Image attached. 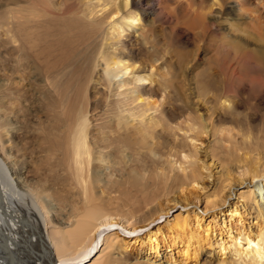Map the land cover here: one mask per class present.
I'll return each instance as SVG.
<instances>
[{"label":"bare ground","instance_id":"6f19581e","mask_svg":"<svg viewBox=\"0 0 264 264\" xmlns=\"http://www.w3.org/2000/svg\"><path fill=\"white\" fill-rule=\"evenodd\" d=\"M94 1L95 3L91 4L84 17L78 15L76 19L71 17L62 20V30L57 34H51L47 28L53 21L62 18L54 13L55 5L52 3L45 4L42 1L38 5L28 7L25 5V0L4 1L3 6L6 9L4 36L6 39L5 44L0 45L4 49L2 52L0 51V60L6 83L0 86V108L4 109L7 118L0 121V152L9 159L15 157L17 162L11 169L0 162V172L5 176V181H7L5 184L14 196V202H9L8 198H5L9 188L7 190L4 188L6 191L0 189V221L4 227H7L4 231V227L0 226V264H85L97 253L104 234L114 227L121 226L129 232L130 230L124 227V224L132 219H135V223L137 220L140 221L139 223H146L148 217L150 218L152 215L163 217L165 210H162L159 205L148 209L152 200H155L153 196L145 199L146 203L143 204L144 200H140V194L136 191L146 192L152 188L143 184V182H147L143 175L145 172L143 168L146 166L145 162L142 163L136 159V156L139 155V148L136 151L135 147L138 144L135 143V146L130 140V136L121 135L122 129L118 131L116 129L114 138H110L109 142L105 139H98L94 131L96 130L95 126H102L110 115L111 106L108 104V99L116 97V95H112L113 91L125 86L134 85L130 105L139 103L134 108L143 114L150 111L147 106L148 101L144 99V95L148 92L144 86L139 84L144 81V78H141V73L134 80H124V77L130 76L135 71L138 60H140L134 51L128 49V46L131 45L132 40L145 45L149 30L147 25L149 16L159 14L163 18V25L168 30L169 43L174 47L182 45L187 37L203 35L208 26L212 27L217 24L218 16L224 17L223 9L226 8L227 14L232 13L238 18L243 16L242 13L246 9L259 8L258 27L262 26L260 32L264 31V0ZM231 1L234 3L232 4ZM131 7L135 10L130 11ZM52 16H55V19L51 18ZM40 29L44 30V34L38 35L37 32ZM97 31L101 53L96 64L88 68L84 77L81 78L82 82L87 83H83L77 89L68 86L66 91L61 93L59 83L55 82L53 78L60 61L54 54L55 48L60 53L61 45L73 43V49L69 52L74 53L81 43L77 39L78 37L81 38L84 34ZM50 37L52 39H49ZM257 51L256 54H254L256 51L247 54L244 50H236L235 53H242V55L235 56L236 61L239 59L238 67H234L230 62L224 65L223 73L226 76V81L221 85L214 82L203 85L202 94L199 96V110L195 111L197 115L192 120L194 125H199L200 129L209 128L221 135L228 132L229 128L221 130L218 128L219 124L223 125V128L227 125L230 128L237 126L248 143L256 144L252 137V130H254V125L257 126V121L260 123L261 120V124L258 125L264 134V46L259 47ZM230 57L231 55L226 56V58ZM98 67H102L103 70V74L98 78V84L103 81L102 84L108 89L105 92L104 102L98 101L96 97H91L89 92V84L94 81V68ZM252 69H254L253 73ZM36 74L38 78L42 77L44 85L41 91L38 90L39 93L33 94L31 88H34L36 80L33 75ZM117 77L123 78V81L117 83L114 90L112 84L114 81L116 82ZM49 93L53 100L46 103L45 100ZM118 95L123 94L118 93ZM207 95L212 96L208 97ZM206 102L209 104L208 107ZM205 108H207L205 110L206 119L203 120L198 111H203L202 109ZM247 108H249L250 114L246 113ZM169 119L165 120V124L170 128L172 126L170 125L171 117ZM122 120L120 117L118 126L122 124ZM94 122L96 124L92 125ZM152 126V124L147 125V130H150ZM32 127L37 128V136L31 135ZM171 129L174 130V127L172 126ZM189 129L194 131L193 126H189ZM188 133L189 131H184L186 137L189 138L187 140L192 142L190 145L195 147L193 139ZM262 138L264 142V135ZM262 138L259 136L256 141L259 142ZM240 148L237 146V149ZM194 150L196 148L188 150L183 145L182 150H175V153L179 159L182 156L183 160H192L194 159ZM254 150L260 151L258 148ZM126 151H130L136 157L133 160L134 165L131 166L132 169L135 166L138 168L136 174L130 173V176L122 180L121 183L112 182L111 178L107 183L101 181L97 171L101 167H97V161L104 159L107 164L115 162L118 158L123 161L125 157L121 158L120 155ZM150 151L152 154H159L155 147H151ZM115 154L117 155L111 158ZM244 157L243 168L249 171L254 169L250 172V180L260 178L262 175L264 177V169L259 171L255 169L258 165L264 166V157L260 153H247ZM175 164L177 165L178 161ZM180 165L176 169L184 171L182 163ZM223 167L225 170H222L224 171V183L228 181L231 171L224 165ZM195 169L199 172L196 167ZM196 177L191 176L192 184L196 181ZM179 178L182 180L181 175L176 177V179ZM17 179L22 181L18 183ZM18 184L28 190L30 195H26ZM257 185L255 187L258 193L263 196V210L260 205H257V211L262 217L264 186L259 188ZM223 187L222 189H224ZM158 188L160 187L158 186ZM254 192L256 189L250 192L252 193L251 197ZM118 194L119 196H117ZM126 196L134 199L135 204L129 206ZM215 197L211 198L212 200L209 199L207 204L225 205L223 200L220 201V197ZM9 199L13 200V198ZM27 200L36 209L38 208L36 205H40L45 212L44 227L39 225L40 228L37 229L35 235L31 234L33 231L30 230L31 227L27 223L32 224L37 218L33 219V216H29L34 221L30 218L26 223L28 218H24L26 214H22L25 210L26 213H31V211H27V208L30 207V205L26 206ZM21 201L24 202L25 209L21 208L23 205ZM47 201L55 203L58 209L53 210ZM217 201H220L219 204L216 203ZM65 206L67 210H65ZM144 208L146 211L143 210ZM37 210L38 213H36ZM37 210L34 213L41 214L39 209ZM127 210L135 213L128 214ZM139 213L142 216H138ZM233 214L237 219L240 216L239 209H235ZM60 215L64 218L63 220L59 219L57 228L56 218H59ZM36 217L40 218L39 215ZM196 219L197 221L193 218L179 217L171 227L175 233V244L182 243L185 246L184 254L187 260L195 261L198 260L203 245L211 242L210 228L202 229L198 215H196ZM36 223L37 220L35 225ZM73 223L75 228L71 232L61 233V226ZM35 225L32 228H35ZM137 230L138 228L134 227L133 231ZM159 233L161 230L153 235L147 234L142 239V243L150 245L157 243L154 247L158 248ZM104 242L107 245L103 250L105 253L102 252L91 264H126L124 261L118 263L109 259L112 249L127 251L131 247L130 242L121 238L117 233L105 238ZM230 243L229 245L226 242L219 243L224 255L228 252L231 256H237L239 261H245L246 264H264L263 228L258 232L257 240L243 233H241V237L239 235L232 237L231 234ZM150 264L156 263L151 262ZM222 264L228 263L223 262Z\"/></svg>","mask_w":264,"mask_h":264},{"label":"rangeland","instance_id":"374dc122","mask_svg":"<svg viewBox=\"0 0 264 264\" xmlns=\"http://www.w3.org/2000/svg\"><path fill=\"white\" fill-rule=\"evenodd\" d=\"M4 1L5 0H0V45L5 44L6 39L4 36L6 30V9L3 6ZM25 1V5L28 7L32 5L35 6V4L38 5L42 1L45 4L52 3L55 5L53 9L54 13L62 18L60 20L56 19L47 27L51 34H57L62 30V20L71 17L76 19L78 15L84 17L90 9L91 4L95 3L94 0ZM231 3L233 4L234 1H231ZM134 10L135 9L131 7L130 11ZM223 11L225 12L224 17L221 18L218 16L217 24L212 27L208 26L203 35L187 37L185 39L186 42L183 41L182 45L179 44L175 47L169 43L168 30L165 29L163 25V18L159 14L149 16L147 24L149 30L145 45L136 43L137 41L132 40L130 43L131 45L128 46V49L134 51L141 61L137 59V68L130 76L124 77V80H134L137 78V75L141 73V78H144V81H141L139 84L144 86L148 92L144 95V99L148 101L147 106L150 111L143 114V112L134 108L139 103L130 105L132 103L131 95L134 90L132 89L134 85L125 86L115 92L113 91L112 95H116V97L108 99V104L111 106V110L109 111L110 115L103 122L102 126H95V134L98 136V139H105L109 142L110 138H114L113 135L116 133V129L117 131L122 129L120 131L121 135L125 137L130 136V140L133 141V144H138V146L135 145V148L136 151L137 148H139V155L136 156V158L130 151H126L124 154L120 155L121 158L125 157L123 161L118 158L115 162L113 161L108 164L102 159L101 161H97V167H101L97 171L99 177H101V181L103 180L107 183L108 179L111 178L112 182L116 181L121 183L122 180L130 176V173L136 174L138 168L136 166L133 167V169L131 168V166L134 165L133 160L135 158L139 159L142 163L145 162L146 167L143 168L145 170L143 175L147 182H143V184L153 189H148L147 191L149 192L147 194V191H136L140 194V200H144L143 204L146 203L145 199L148 197L153 196L155 198V200H152L153 202H151V204L148 202L150 204L148 206L149 210L159 205L165 212L162 215L163 217L158 215H152L150 218L148 217V222L146 223H139V220L135 223V219L126 222L124 227L129 229V232L125 231L121 226L114 227L111 231L104 234L100 247L95 254L96 256H92L85 264L93 263L102 252L105 253L103 250L107 245L104 240L115 233L130 242L131 247L123 252L119 250L114 251V249H112V255L109 260H114L113 262L120 263L124 261L126 264H150L151 262L156 264H222L223 262L228 264H246L245 261H239L237 256H231L228 252L224 255L223 252H221L219 243L226 242L229 245L231 244L230 235L232 234V237L237 235L241 237V233L246 236L250 235L254 240L255 238L257 240L258 232L261 228L264 229V211H261L262 217H260L257 211V205H260L261 208L263 207V196L258 193L255 187L257 184L259 188L264 186V177L262 175L260 178L250 180V172L254 171V169L249 171L243 168L245 154L260 153L262 157H264V153H262L264 150L262 136L264 134L261 132L258 125L261 124V120L260 123L259 121L256 122L257 126L254 125V130H252V137L256 144L248 143L237 126H232V128H230V126L227 125L223 128L224 126L219 124V129L227 130L226 128H229L227 131L231 132H226L221 135L219 133L216 134L209 128L200 129V126L194 125L192 121L195 115H197L195 111L199 110V96L202 94L201 89L203 85L208 82H214L217 85L224 83L226 81V76L223 73V67L226 63L230 62L234 67H238L239 59L236 61L235 56H241L242 53H235L236 50H244L247 54H252L256 51L254 53L256 54L258 52L257 49L264 46V31L262 32L261 30L260 32V27L262 26L258 27L259 23L257 22L259 8L251 7L246 9L242 13L243 16L241 18L235 17L232 13L227 14V8L225 10L223 9ZM51 18L55 19V16ZM143 23L146 24L145 22ZM98 31L84 34L81 38L78 37L77 39H79L81 43H79L74 53L69 52L73 49V43L61 45L59 48L60 53L55 48L56 52H54V54L57 56L56 59H60V61L55 69L53 78L55 82L59 83L61 93H64L68 86L77 89L83 83H87L82 82L81 78L84 77L86 74L85 71L88 68L96 64V60L101 53ZM37 33L38 35L44 34V30L40 29ZM49 39H52V37ZM3 50L4 49L0 47V51L2 52ZM227 55H231V57L226 58ZM251 72L253 73L254 69H252ZM101 74H103L102 67L94 68V81L89 84V92L91 97H96L98 101L104 102L106 98L105 92L108 89L102 84L103 81L98 84V78ZM33 76L36 82H34V88H31V92L36 94L38 90H42L44 83L41 76L40 78L37 77V74ZM116 79V82L114 81L112 84L114 86H112V89L114 90L116 89L117 83L123 81L121 77H117ZM145 79H147V81H145ZM5 83V74L3 72L2 61L0 60V86ZM118 93L123 95L119 96ZM207 96L211 97L212 95ZM128 97L130 98L129 100ZM50 100H53V98L49 93L45 101L49 103ZM208 106L209 104L207 103V107ZM206 109L207 108L202 109L203 111H198L203 120L206 119ZM248 109L249 108H247L246 113L250 114ZM0 116V121L2 119L4 121V119L7 118V114L2 108H0ZM120 117L123 120L122 124L118 126ZM169 117H171L172 121H170V125L174 127V130L171 129L172 126L169 128L168 125L165 124V120L169 119ZM95 124L94 122L92 125ZM150 124L153 126L150 130H147V125ZM189 126H193L194 131H191ZM36 130L37 128L35 127L30 129L32 136L37 134ZM145 131H147V134H145ZM184 131H189L188 135L193 139L195 147L190 145L192 142L187 140L189 138L186 137ZM259 136L262 139L257 142L256 140ZM183 145L188 150L196 148V150L193 151L194 159L183 160L182 156L179 159L175 150H182ZM237 146L241 148L237 149ZM151 147H155L159 151V154H152L150 151ZM257 148L260 151L254 150ZM116 155L117 154L112 155L111 158ZM177 161L178 164L176 165L175 163H177ZM0 162L11 169L12 166L16 164L17 160L15 157L9 159L0 152ZM180 163H182L184 171L183 169H176L181 166ZM223 165L231 171L228 181L224 183L223 181L225 179L223 173L225 170ZM195 167L199 172L195 171ZM255 169H258V171L263 170L264 166L258 165ZM157 170L158 172H156ZM1 173L2 172H0V189L3 190L5 188L7 190L9 187L5 184V182H7L5 181L6 178L3 173ZM162 174L164 175L161 176ZM180 175L182 180L180 178L176 179V177ZM193 175L197 177L196 181L192 184L190 179ZM155 176L157 179H155ZM17 181L19 183L20 180L17 179ZM2 182L6 187H4L5 185ZM18 186H20L19 188H21L26 195H30L29 191L23 186L20 184H18ZM158 186L160 188H158ZM222 186H224V189H222ZM101 187H103V185H101ZM255 189L256 192H254V195L251 197L250 195L252 193L250 192ZM9 190L10 188L6 191L7 196H5V198L7 197L9 202H14V196ZM117 196H119V194ZM215 196L220 197V201L223 200L225 205H208V200L213 197L216 198ZM9 198H13V200ZM126 199L129 206L135 204V200L129 198V196H126ZM16 201L17 200H15V202ZM17 203H19V201H17ZM22 203L24 205V202ZM25 203L27 207L29 205L30 207L32 206L31 208L28 207L29 209L27 208V211H31L30 214L29 212H27V214L26 210L24 213L22 212L23 215L26 214L24 218H28L26 223L29 222L32 216L33 219L37 218V226L35 225L36 220L34 221L32 218L34 222L30 220L33 222L32 224L35 225V228H32L34 225L30 222L27 223V225L29 224V227H31L30 230L32 229L31 231H33L31 234L35 235L37 229L39 230L41 226L42 228L44 227L45 212H43L40 205H36L41 213L38 214L40 217L38 219V217H36L38 216L36 215L38 210L35 206H33L31 202H28V200ZM47 203H49L48 205L53 210L58 209L55 203L49 201H47ZM23 205H21V208L25 209L26 206ZM237 208L240 211V216L235 219L233 211ZM31 209H35L37 212L34 210V212H36L34 213ZM22 210L23 209H21V211ZM65 210H67L66 206ZM143 210L146 211L145 208ZM166 212L167 214H165ZM127 213L131 214L135 212L127 210ZM196 215L200 217L202 229L210 228L209 236L211 239L210 244L205 243L203 245L197 261L191 259L187 260L184 254L185 246L180 242L175 244V233L171 229L176 218L188 217L197 221ZM29 216L31 217L29 218ZM138 216L142 215L139 213ZM63 218L64 217L61 215L59 218H56L57 228L59 219L63 220ZM1 223L2 221H0V226L2 228L4 225ZM61 227V233H69L75 228V225L73 223ZM134 227L138 228L136 232L133 231ZM5 228L7 227L5 226L4 229ZM60 230L58 231L60 232ZM160 230L162 234L159 233L158 235V248L154 247L157 243H153V245L142 243V239H144L147 234L153 235ZM4 231H6V229ZM126 247L128 248L129 246Z\"/></svg>","mask_w":264,"mask_h":264}]
</instances>
